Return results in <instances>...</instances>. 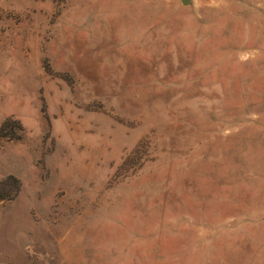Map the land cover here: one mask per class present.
Segmentation results:
<instances>
[{
    "label": "rangeland",
    "instance_id": "1",
    "mask_svg": "<svg viewBox=\"0 0 264 264\" xmlns=\"http://www.w3.org/2000/svg\"><path fill=\"white\" fill-rule=\"evenodd\" d=\"M0 264H264V0H0Z\"/></svg>",
    "mask_w": 264,
    "mask_h": 264
}]
</instances>
